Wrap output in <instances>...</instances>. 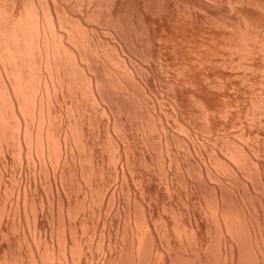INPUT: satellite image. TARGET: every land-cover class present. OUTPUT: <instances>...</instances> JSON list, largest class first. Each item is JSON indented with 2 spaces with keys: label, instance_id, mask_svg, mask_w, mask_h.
Instances as JSON below:
<instances>
[{
  "label": "bare ground",
  "instance_id": "6f19581e",
  "mask_svg": "<svg viewBox=\"0 0 264 264\" xmlns=\"http://www.w3.org/2000/svg\"><path fill=\"white\" fill-rule=\"evenodd\" d=\"M44 1L43 0L34 1V3L38 2L40 5L39 7L40 10H38V12L37 10H33V9H36V7H38L39 5L34 6L33 0H32L33 4L30 3L31 8L29 10L33 8L32 11L33 12L36 11L34 13V15L36 16L33 15L34 17L33 16L31 17L33 20L35 18V20L34 21L31 20L32 21L31 25H30L31 22L30 20H29L30 21L29 24L27 23V25H30L31 29L28 26L27 28H29V30H31L32 31L31 33L33 34L32 36H30L31 33L29 34V36L31 37V38L29 37L30 39L27 38L26 40L25 38L23 39L20 38L19 40L17 36L16 39L15 37L16 28L13 29L14 31L12 29L10 30L12 34L11 32L8 31H7L8 33L7 32L2 33V31L0 30V34L1 33L2 35L6 34L5 37H0L1 40L0 115L3 112V110L8 111L9 109V111L12 113L11 114L12 119L9 116L8 118L11 120L15 119L14 127L16 126L15 131L13 128L14 133L12 131L14 136L10 137L11 135H9V138H13V140L12 139L11 140L14 141L13 143L15 144L11 143L10 139H9L10 141H8L9 143L7 142L8 144L6 145L1 144L0 142V154L5 155L4 153L8 151L6 149L9 148L8 145L9 146L11 145V148L13 146V148L12 149L9 148V150L10 149L12 151L15 150L18 154V158L19 157L21 158V159L19 158L21 160V161L19 160L21 162L19 164L20 165L19 170L21 168L24 173L25 172L27 173L26 175H24L22 173V170H20V173L17 172L19 174L18 176L22 174L23 178L20 181L21 183L19 182L20 185L16 186L15 185V183L17 184L16 179L19 177L15 178L17 176V173L16 175H14L15 173L14 167L17 164V162L19 163V161L16 162L14 160V159H18L16 153L12 154L11 150L10 152H7L11 154V157L12 156L16 157V158L13 157V160L15 161L13 169L12 167L10 168V170L12 169L14 173L9 171L10 174L12 173L11 179L14 177L13 178L14 181L12 179L10 181L12 183L7 185L3 176L4 174H6L3 173L5 169L3 168L4 170L3 172L0 169L1 170L0 191L1 193H3L6 190L8 191L9 189L11 191L10 194L13 195L16 189L13 190L12 188L16 186L17 190H16V195L14 194L15 198L13 202L9 197L11 196L10 194H5V195H9L8 197L4 195L5 197L3 198L6 199H2V196H0V198L2 199L1 201L4 200V202L1 203L2 205L0 207V237L7 234L5 222H8L10 220L13 223L14 219L15 222L21 216H24L22 218H25L28 221V222L26 221L27 222L26 229L25 227H20L22 229L19 228L20 230H18V242L20 241L19 242L21 244L20 250L22 252H20L21 253L19 255L20 257L19 259H17L18 261L16 260L17 263L15 261V264H264L263 159H261L257 155L252 156L249 155L248 153H243L241 147L235 144V141L232 139L231 136L234 133L233 135H235L234 136L235 138L237 133H240L236 138L242 136V138L240 139H242V141L244 139L243 141L244 143L247 140H249L246 139L248 138V136L249 138L250 136H252L253 139L257 138L256 139L257 141L254 140L255 141L254 144L253 143L249 144V141L251 143L253 139L247 141V145L249 144L248 146L249 147L251 146L252 148L255 147L254 148L255 151L257 150L264 151V132H262L264 131L263 129L264 128L263 126L264 125V96H263L264 67L262 69L260 67L261 63L260 64L258 63V61H260V58H264V56L263 57L260 56L259 58L256 52L254 53L253 56L252 55L254 51L253 49H251L252 53L250 54L251 52L249 50L250 48L248 49V46H245L246 43L243 44L244 45L243 46L242 43H244V41H242L241 39L238 40L239 36L236 32L239 30L237 28H233L234 29L233 30L231 24L230 26L226 24L227 25L226 26L225 24H222L223 22H219L218 26H214L215 24H218V22L215 23V21H213L215 24L211 22L213 25L211 23L210 25H208L207 22H209V19L204 17V20L201 21L204 22L206 19V23L204 22V24L208 26L206 27L203 26L204 25L203 22L200 21V19L203 18H201V16L200 17L197 16L198 17L197 19L199 21L197 23H199V25L198 24L196 25L195 23H193L194 25H186L187 22L190 23L192 22L190 20H193L195 22V20H197L196 16H194L195 18L193 17L194 19H192L191 18L192 15L189 14V16L191 17L186 18L188 14L186 15L185 13L182 12L183 14L186 15L185 17V15L183 16V14L181 13L182 14L181 16L186 18V19L182 18V21L184 19V21L182 22L181 16H179L181 11L176 12L179 14V15L176 14L177 15L176 17L178 18L180 17V20L177 18V21L175 22L176 19L175 20L174 18L173 20L171 19L172 17H175L174 16L175 12L173 13V11L176 8L173 10L174 7L171 6L172 7L171 9V7L167 5V7L169 8L164 7L163 9L161 8L160 11L157 9L156 11L155 7L152 8L154 4H151L150 7L153 11H155V13L148 7L149 9L148 15L150 17L149 16L146 17H148L152 21L154 18L153 15H156L158 13L162 14L163 11L166 9L168 10L171 9L173 11H170L171 12L170 14V12L166 10V13L168 11V13L170 14V16L168 15V17L167 15L166 17H164L166 14L165 12H164V16L163 15L158 16L160 14L156 15L159 18L155 16L154 21H156L157 23L156 22H152V23L157 24V26L154 25V28L157 31V33L155 32V30L154 31L152 30L153 36L155 37L156 34L157 35L159 34L158 35L159 37L157 36L158 39L155 40L152 34L150 35L151 29L149 30V28H151V26L149 27L150 25L149 23L151 21L148 18L145 19L143 17V19L147 21L145 22L144 20L143 23L145 25L146 23L148 24L147 26L149 28L147 26L146 27L148 28L149 35L151 36L152 39L149 37L148 31H146V33L145 31L143 32L144 29L147 30L146 27L144 28L145 25L143 23H142L143 25L140 23L141 26H143L144 28L143 30H141V32H143V35L147 40L151 39L155 42H151V40H148L147 42V40L143 38L142 41H145L146 43H149L150 41L151 44L152 43L154 44L157 41L158 44L161 45L162 50H164L165 52L164 54L166 55L167 59H170V61L168 62L165 61L166 57L164 56L165 57L164 59L163 56L159 55V52L160 51L163 52V51L159 49L160 51L158 52L157 48L155 47L157 46L156 44H154L155 46L153 45L154 47L153 51L155 50L154 51L155 53L153 52V54L154 55L157 54L155 56V59L157 58L159 60V58L162 57L163 59L161 58L160 59L163 60L164 63L167 62L164 64L165 67L164 65L162 66L163 64L162 62L159 61L158 63L159 66H161V69L164 67L165 70L171 72L169 74L167 71L162 70L164 72H167V75L169 76L171 75L170 76L171 80L178 85L177 87L179 89L177 88L178 91H175L172 94H170L171 96L168 99L169 104L166 107L160 104V98L158 95H162V92L160 93V91L159 92L157 91L158 94L156 92L155 95L153 94L152 99L150 98L151 99L149 100L150 105L148 104L149 105L148 107L144 103L145 101H142L145 100L144 96H142L144 98L139 97L142 100L138 99L137 96H125L129 92L128 93L125 92L123 84L120 85L122 82L125 84L124 82L125 80L123 81L124 78L126 80H129V75L134 73L131 72L130 74L129 71L128 72L129 75L126 78L125 76H127L126 73L128 69L126 67L121 68V66H119L120 67L119 69H123V68L126 69L124 71L126 73H123L121 72L122 70L119 71L117 67V65L118 64L120 65L121 62L123 61L122 59L123 57L121 56V51L119 52L118 50H122L123 52V48L120 46L121 44H119L120 42L118 41H116V43L118 42L117 44H119L120 47L117 44H115L113 41L112 42L117 47H115V45L110 42L114 37L112 26L114 31H116V29L118 31L119 28H115L116 25L111 24L112 22H110L109 17L107 18V20L109 21L106 20L105 22L108 23L107 26H109L110 24L111 29L110 28L108 29L107 26L104 27L103 25L105 31L108 29L107 30L108 31L107 35L109 36L107 38L108 40L105 38L107 42L103 40L104 38H102L103 42L100 39L98 40L96 39V42L89 40V43L91 41L93 42V44L90 43L91 45H89L87 43L89 45L88 46L86 42L88 41L89 38L87 39V41H85V45L83 42L84 40L80 38V40H82L80 46L82 45L83 47H85V50H88L89 54L93 52L92 54L96 58L97 66L96 64L90 65L88 62H86L90 65V67H88L89 66L88 64H87L88 66L83 64L85 62L82 61H81L82 63L80 62L82 56L86 55L87 53L85 52L83 47L82 48L79 47L78 42L80 40L76 42L77 45L75 44L74 47L76 46L78 47H76L75 49L74 47L72 48L74 44L70 45L71 47L68 44L69 41L72 43L74 38L77 39L75 33L77 32V28L78 29L80 28L77 26L76 22H74L75 23L74 24L75 27H74V25L72 24L73 20H71L72 23L67 22V20L71 22L69 18L66 19L65 17L66 16L65 13L67 12L66 11L67 4H65L66 6L64 5L65 6L64 8L65 13H64L62 12V10H60L62 9V7L58 9L59 7L58 3H60V1L56 2V0H51L52 2L55 1V3H57L56 5L58 7L56 8L58 10L56 9V11H58L59 13L60 12L63 13V14L60 13V16L62 15L61 17L59 16L56 17V15L59 14H57V12L55 11L56 15L54 16L58 19V24L57 26H55L56 25L55 21L57 20L55 21L53 20L54 16L52 17L51 14L53 12L51 13L49 12L50 14H47L46 12V10L47 11L55 10V8L53 7L54 5H52V8L54 9L51 8L52 10L51 9L49 10V8L51 7L50 4L52 2L50 4H47L48 0H46L47 5L45 4L46 5L45 6L43 5ZM222 1L223 0H220L219 2L221 3ZM229 1L232 2L229 3L227 0H224V2H228L227 4L229 5H232V3L235 4L236 2L237 4L242 2L240 0H239L240 2L238 0L237 1L229 0ZM250 1L251 3H254L255 0L254 1L250 0ZM256 1L257 3L258 2L262 3V7H264L263 4L264 0H256ZM207 2L209 1L207 0ZM40 3L41 4L43 3L42 5L45 6L46 8L44 9V7H42ZM257 3L256 4L254 3V5L257 6L258 5ZM48 5L50 6L49 8ZM62 5L63 3L60 6ZM229 5L228 8L232 6L234 8V5L232 6ZM258 6H261V4ZM145 7L147 8V6ZM157 7L158 6H156V8ZM146 8L143 7V9L145 10ZM140 9L142 10V8ZM141 10L138 11L139 18H141L140 16L147 11L146 10L145 12L144 11L141 12ZM177 11L179 10L177 9ZM30 12L28 13L29 16L30 14L32 15V13ZM151 12H153V15L149 14ZM2 15L5 18L4 12L2 13ZM59 18L64 19V21L61 22L64 23L66 21L67 25L71 24L74 29L77 27L75 30L76 32L75 31L71 32L69 30L72 27L71 25H70L71 27L68 26L70 28L68 27L66 28V24L64 23L63 25L60 22ZM143 19L141 18V21ZM168 19H170L169 22L172 21L171 24L168 22ZM185 20L188 21L186 22ZM173 21L175 22L174 25H176L178 21H180V24L182 22L181 25H183L184 22L186 23H184L185 25L183 26L177 24L176 26L178 27H176L172 24ZM201 23L203 25H200ZM167 24H169L170 26L168 27ZM263 24H257V25H261L260 27H262ZM220 25H223L225 28L226 27L230 28V30L228 31L227 28L225 29L223 28V26ZM244 25L245 24H243V27H245V31L247 32L246 29L248 28H246L247 26ZM209 26H211V28H209ZM219 26L222 28L218 29ZM241 26L242 25H240L239 28L241 30H244V28ZM171 27L173 28V30ZM213 27H217V29ZM260 27L258 28L260 29ZM73 28L71 30H73ZM138 28H135L136 32H138L137 31ZM154 28L152 27V29ZM259 29L257 30L252 29L251 30L252 34L251 32H249V34L253 35V33L254 34L256 33L255 35L257 34L260 35L261 32L263 31L262 32L263 35L261 34V36H264V27H262V30L260 29L261 30L260 33L258 32ZM117 31L116 33H118L119 35L120 33ZM231 31H235V32L231 33ZM13 32L15 33L14 35ZM141 32L139 30V33ZM139 33L138 35H140ZM232 34L234 35V38L235 35L238 37L234 39ZM143 35L140 37H143ZM10 36L11 37L14 36L15 38L12 37L13 38L12 40ZM65 36L67 39L70 38V40L69 39L67 40L68 41L67 44L70 50L67 47ZM119 36L121 37V34ZM9 37L11 38V41H9ZM94 37L100 38V36H94ZM94 37L93 38L91 37V39H94ZM120 37L118 38L116 37L115 40L119 39L121 41ZM159 38L161 43H159L160 42ZM231 38L233 39V42ZM2 40H4V42L7 41L8 44L2 42ZM234 40H236V43L237 40L238 42L241 41L239 43L241 44L240 45L241 47L243 46V48L241 49V47H238L236 44L235 46H237L240 49L235 47ZM99 41L101 43L100 45H99ZM104 42L107 44L111 43V46L113 45L115 49L119 47V49L117 50L113 49V47L111 48L115 50L116 53L118 52L117 53L118 55L117 54L116 55L118 56V58L120 57L119 59L122 60L121 62L119 61V59H117V57L115 59L114 56H110V55H114L111 54L113 52H111L110 55L107 52H105V51L110 52L111 49L109 47H106V45L103 46L102 43L105 44ZM3 43L5 44L4 46ZM239 43L237 44L239 45ZM86 45L91 50L87 49L88 47ZM19 47L21 48V52L23 51V54H27L31 56L30 57L31 65L29 64L31 66L29 68L30 70L25 69L26 64L23 62L22 58H20L21 56L19 53L20 51ZM104 47H106L107 49L106 48H105L106 50L101 49ZM245 47H247L246 49L248 50L246 49L244 50ZM71 48L74 49V51L71 50ZM244 51L245 52L248 51L249 53L248 52L247 53L251 55V57L250 56L246 57L248 55ZM234 55L236 57V60L234 59L235 57H232ZM62 56L63 57L65 56L64 59L66 60V62H64L65 61L64 59H63L64 61H62ZM69 56L72 58H70ZM255 56L257 59L259 58V60H257ZM69 58L70 60L72 59L71 64ZM228 58H230L231 61H228L227 60ZM232 58L234 61L232 60ZM114 59L115 61L117 60V62L113 61ZM255 59L257 62L254 61ZM124 60H126V58ZM232 61L233 62L236 61V62L233 63ZM255 62L258 63V65H260L259 67L257 65L258 69L257 68L255 69L254 67V64H256ZM114 63H118V64L116 65ZM124 63H126V61H123L122 65ZM91 66H95V68L94 67L91 68ZM262 66H264V63L262 64ZM102 67L103 69L101 70ZM247 68H250V70L252 68L253 69L252 71H250ZM259 68L262 69L263 73L261 72V69L259 71ZM245 70L246 71L248 70L250 72L257 70L258 72L262 73L261 79L257 78L258 77L256 74L257 72L252 73L253 75L255 74L254 75L255 79L258 80L260 79L259 81L256 82V84H259L258 85L259 88L258 86H256V84L255 85L252 84L253 82L251 83L247 82V84L250 83L248 84V88L250 85L251 90L249 88V91H251L250 92L251 94L248 92V90H246L247 94L243 91V87L244 89L247 88V87L245 88L247 84L245 83V81L243 83V80L247 78L245 76L251 74L250 72L248 74V72H245ZM76 71L78 72L79 75L76 74ZM261 73H259L258 75L260 76ZM27 76L29 77L27 78ZM134 76L133 79H131L132 77L130 76L131 77L130 80L132 81L134 80L133 83L129 82L130 80L128 82L130 84H133L132 85L133 90L136 91L138 89L136 88L135 90V85L137 84L136 82H138L139 84L140 80L143 79L139 80V78L136 77L137 79L136 81ZM254 76L252 78L253 80H255ZM31 77H33V79ZM29 78L32 79V81L34 80L33 81L34 84L31 81L29 82ZM237 78H239V80H237ZM6 79H8V81H5ZM250 79L251 78H249V81ZM26 80H28L29 82L28 86L32 84V87L30 86L32 91H30V87H28L27 84L25 83ZM247 80L248 79H246V81ZM144 81L145 80H143V82ZM8 82L10 85L6 84ZM143 82L142 85L145 87L146 83L143 84ZM237 82L238 83L240 82L241 85L243 84V87L241 85L239 86L240 83L238 84ZM129 83H127V85ZM25 85L27 86V88H29L28 91L30 93L29 95H31V101H32V105L29 109V111L31 110L30 112L31 114L29 113L31 116L29 115L30 119L28 120L24 115L25 110L23 112L24 106L21 107V105H23L24 103H20L19 101L20 100L19 98H22L23 100L27 99L25 96H23V92L24 91L27 92ZM117 85H119L118 86L119 89H121L120 86H123V89L121 90L124 91L120 92L122 96L118 94V91L121 90L117 88ZM252 86L254 87L256 86L257 88L255 87V89H258V91L252 88ZM131 87L129 88L131 89ZM133 90H131V92L134 93ZM71 91L73 95H75L78 92H81L82 94L86 95L85 99H87L86 100L87 107L86 106L85 107L88 109L86 113L89 112V115L88 113L86 115H88L89 118H91V115L95 116L96 113L98 114V111L100 113L103 111L101 113L102 117L106 116L105 112L107 114L106 116L107 118L105 119V121H103L104 119L102 117L98 119V121L100 122L103 121L102 128L100 127V129L97 132L95 130L91 132L93 134H96V137H94L95 135L92 134L93 137L91 141L88 138L86 139L84 138L85 140L84 139L82 140L80 137L82 136L80 134L82 127L80 129V126L77 125V120L75 116H73L70 111L72 110V107L76 104L78 96H67ZM137 91L139 92L138 94L137 93L136 94L139 95L141 90L139 89ZM123 92H125L124 95L122 94ZM147 92L149 93V91ZM248 94L253 104L257 105V106L255 105L257 110L259 109L257 115L256 113L255 114L253 113V115H255V119L259 121L258 123L256 122L258 124L257 126L260 127V130L263 129L261 131L262 132L261 134L258 127L259 130L258 132H260L258 136L260 137H256L257 134H254L255 136L253 137L252 134L254 133V131L253 133H251L252 130L251 131L247 130V132H245L244 128H241V130L239 129L238 132L236 131L237 133L236 132L232 133L229 129L230 127L235 126L233 116L234 114H239L240 111L239 103L241 101H238L240 97L238 98L236 96H248ZM58 96L61 98V101H63V104L60 107V109L62 108L61 110L67 111L66 118L64 119L63 122H60L59 120L61 119L58 120V118L57 120L59 122L55 120L57 116L56 114H54L56 109L54 106H52V101L57 99ZM230 96H232V98L236 97L238 99L235 100V102H231V100L233 99ZM135 97H137L138 100ZM119 98L121 99V101L122 100L127 101V103L124 101L126 103L125 104L122 101L123 104H120ZM236 101H238L239 103H236ZM15 102H18L21 105H17ZM144 105L146 106V108H144L145 107ZM18 106L21 109L19 111L20 112L22 111V115L25 116L22 118V120L18 118L19 115L21 114L20 112L16 111V109H18L17 108ZM161 107H163L164 111H166V113L171 117L170 119L166 117ZM146 109L147 110L149 109L150 111L146 113ZM236 109L238 110L236 111ZM119 112L120 113L125 112V115L123 114L124 120L121 119V121L123 122L121 121L120 122L121 124H124V122H126L130 130L129 128L128 130L125 128V131L123 130L124 128L120 130V128L122 127H120L121 125L119 126L118 125L119 123H117V118H119L117 116L121 115ZM144 112L146 115L144 114ZM150 113H152L153 115H150ZM132 114H134L135 117H133ZM148 114L150 117L152 116L154 117L155 115L156 117L159 118L158 119L159 122L156 121L157 119L154 120L155 122H158L157 123L158 128L156 126L158 133H156L157 135L155 136H153L155 133L154 134L152 132L149 133L148 129L146 128L147 127L146 125H148V123H146V120L148 119ZM193 114H196L195 117L198 118V120L195 118L196 121L202 124L203 131L201 132L204 135L200 134L201 138L199 134L195 132L192 126L187 124L188 117L190 115L192 116ZM13 116L15 117L13 118ZM1 117L0 119H2L3 121L0 123H3L5 120L4 117L6 116L4 115V117L2 118ZM150 119H154V118H149L148 121H150ZM255 119L253 120V116H252V121L255 122L256 121ZM154 121L153 124L155 123ZM259 123L263 127L260 126ZM116 124L117 126H119L118 128L115 127ZM155 125L156 123L154 124V126ZM183 125L189 127L187 131L188 137L185 136L186 138H189L188 140L184 138L183 135L181 134L179 136V133L176 132L178 131L177 128L180 129V126ZM219 127L222 128V131L219 130L220 129ZM115 128H117L116 130L119 129L120 130V131L118 130L119 132H122L123 130L122 135L118 136L116 134ZM0 131L3 132L4 134V131H2L1 129ZM1 132H0V138L2 135ZM248 132L251 134H249ZM3 136L4 135H2V137ZM116 137H120V139ZM155 137L157 140L155 139ZM179 138L181 139V141L184 142L185 140L189 141L186 142L188 151H190L193 148H194L193 150L195 151V148H197L195 147L196 145L198 146L199 150L201 147L200 151L202 152H200L197 149L196 151H199L201 153V157L203 156L202 159L203 163L201 166L202 168L198 172L200 177L198 178V176H196L197 179L193 180V183L195 181L194 184L192 183V181H189L187 178H185L187 182V194L189 193L191 194L196 188L194 186H196L197 184L200 185L201 184L200 182H202V184L204 182L206 183V181H204L206 180L205 177H207L208 179V176L209 177L211 176V178L213 177L212 179H214L217 182L214 181L215 183L214 182L213 184L211 183V188H212L211 195L213 200L211 205L206 204V201L204 200L205 201L204 205L205 206L208 205L209 208L211 207L210 209L205 210L206 211L205 212L202 208L204 205H202V202L200 201L199 198L200 202L197 201L196 204L199 206L196 207L200 208V210L203 211L200 212L198 208H196L195 210L194 208L195 206L192 205H194L196 203V200L198 199L195 198L196 199L194 200L195 202H192L193 199L191 200V197L189 196L188 200L185 201L187 202V204L189 203L188 205L191 204L190 206L192 207L190 208L185 202L184 206L187 205L186 206L187 209L186 207L185 209L184 207L183 209H181L182 213L184 212L183 214L184 217L181 213L182 216L181 215L180 216L182 217V219L179 216V218L181 219L180 220L176 218L177 215L175 214L177 211L175 212L174 211L175 208L172 206L175 203L171 205L169 201L168 207L173 208V209L169 208V210H173L175 214L173 213V211L170 213V211L168 210L167 212L168 216L171 214V217L170 216L168 217V219L169 218L170 219L167 222L165 221L166 219L162 220L159 215H156L157 212L161 213L160 212L161 210L156 211L155 212L156 214L154 213L153 204L154 203L156 204V202H158L157 200L154 201L155 199L158 198V195H156L158 192L156 191L155 193V190H158L159 188L161 189L160 186L158 188L157 186H155L159 184L158 183L159 181L157 182V178H155L156 176L154 175H156L157 168H158L157 170H160L159 167H160V163L162 162L161 164L162 170L160 171L161 172L163 171L162 173H164L163 175H165L166 177L165 189L167 188L168 189V190L166 189L167 191H172L174 190L173 189L174 178L169 175V171H168L169 167L172 166L173 164L174 165L176 164V166L183 168V172L185 174H188L192 171L193 165L190 157H188L187 155L183 156L181 152H179L181 156L183 157L186 156L185 159L183 157L180 158V154L177 155L178 149L176 148L177 150L175 152L174 150L175 147H173L174 149H172L173 145L170 146L172 139H179ZM261 138L263 140H261ZM211 139H213L212 142L210 141ZM230 140L232 141L233 144L230 142ZM84 145L87 148L83 147ZM150 146L152 148L157 146L156 149L159 148V151L161 150L162 152L158 154L159 151L157 152V150L154 148L156 150L155 152L154 149L152 150V148H150V150H152V156H153L152 157L151 154H149L150 152H148L149 150L148 148ZM189 146L191 147L190 149ZM221 148H224L225 151L229 154V156H226L221 151ZM84 149L86 151H84ZM2 151L5 152L3 153ZM153 151L155 152V154ZM161 153H163L162 155L163 157L161 156ZM187 153L188 152H185V154ZM156 155L157 156L160 155V157L162 158L160 159H158L159 157L155 158ZM4 158L6 159V157ZM8 158H10V156ZM138 158L141 159L138 160ZM153 158L154 161L152 160ZM155 159L157 162L161 159L163 160L159 161L160 163H157ZM13 160H11L12 162L10 161L11 162L10 163L8 159H6V161L9 162L10 165L13 164ZM136 160L138 161L142 160L145 166H147L146 164L148 163H150V165L153 166L155 162L159 164V166L158 165H157L158 167L153 166L156 169L151 167L153 168L151 169V171L154 172L153 175V173H151L148 170L149 167L148 166H147L148 168L145 167L141 161H140L141 163L140 162L137 163L138 164L137 166ZM6 161H4L5 164ZM144 161H147L148 163ZM140 166H144L146 169ZM107 168L109 169V171L111 170L113 172L111 174H114L115 176V178H113L114 183L113 182L112 184L110 183L111 185L108 182L106 183L107 180L105 179V177L102 178V173L100 174L101 171H103L104 173L103 169H105V171H108ZM104 174L103 176H105ZM68 175L69 177L67 178ZM186 176L188 177L189 175ZM245 176H246L245 179H247L248 177L247 180L244 179ZM153 178L156 180L158 184L155 183ZM198 179H203V180L197 182L196 180ZM228 179H232L237 185V187L233 188L232 191L229 190L227 186ZM41 180H43L45 184L41 182ZM46 181H49L48 185H50V189L48 188L47 190L50 191L49 193L48 191L46 192L45 194L46 196H42V197L40 196L41 197L40 199L42 198L43 199L40 200L38 203L36 202L38 196L37 197L35 196L34 189L38 187L37 183L38 185L41 184L40 186L47 185ZM4 183H6L5 186L6 189L5 190L3 189L2 191L1 189L4 187ZM2 184L3 187H1ZM11 184H14L15 186ZM8 186L11 187L14 186V187L10 189ZM252 188L254 190L259 188L260 190V192L258 190L259 194H255L253 196V193L251 192ZM154 194L157 196V198L156 197L154 198L155 196ZM98 195H100V197H98ZM164 195L165 194H162V196ZM227 195H229L228 198L229 197L230 199L232 198V202L234 201L233 203L236 205V210L234 212L228 210L227 199H226ZM102 197H103V202H104V198L106 197L105 201L107 203L105 202V204L106 207L107 205H109V207L105 209L107 210L109 209L110 211L102 209V206L100 205V202L102 203V201H100ZM254 197H256L257 200H255L256 198L253 199ZM8 198L9 200H7ZM38 200L39 199H37V201ZM161 200L159 202H161ZM254 201L255 202L258 201V203L256 204ZM78 202L81 205V207L79 206L80 208L77 207ZM97 202H99V205L101 207L99 205H96ZM172 202L173 201H171V203ZM160 204L161 203H158V205ZM158 205L157 207L161 208V206ZM1 208L4 212L1 210ZM156 210H158V208ZM197 210L201 213V214L199 213V215L201 216H198V213H196L198 212ZM43 211L47 212L48 222H50V224L47 223L50 226V227L48 226L49 227L48 229L45 228L43 226V223H41L40 221V216L41 213H43ZM111 211L114 212L113 217H111L110 214L112 213ZM46 212H44V214H46ZM101 212H103V214ZM204 212L206 214L202 215V213ZM94 213L95 214L97 213V215L99 213L101 216L103 215L102 216L103 219L101 221V223L103 222L102 223L103 226L100 225L99 228L100 234L102 235L100 236L102 238L99 237V239L98 237H95V234L97 232L96 233L94 232L97 231L98 229L96 228V224H98L97 219H96L97 222L96 224L93 221L94 220L93 217L95 215ZM108 213L110 215H108ZM97 215L96 218L100 216ZM203 216L205 220L202 219ZM115 217H117V219ZM112 218H115L117 220V222H115L116 220L115 221L113 220V222L117 224H114L112 222ZM208 218H210L211 220L209 221ZM206 219L208 221H206ZM90 220H92V223L95 224L96 230L93 224L92 227H90L91 223L90 224L87 223V221L91 222ZM57 223H59L60 226L59 224L57 225ZM83 223L86 224L85 227H81L82 225H84ZM55 224L57 225V227L59 226V229H61L60 231H58L57 227L54 226ZM113 224H114V228L115 226H117L118 230L115 229L114 231V228L112 229ZM86 227L87 228L89 227V229L92 228V231L94 230L93 232L95 234L92 231L91 232L92 234H94V238H97L99 242L98 247L95 248V245H97L98 242L96 243L97 241L96 239L94 241V238L90 233V230L88 232L86 231L88 229L85 230ZM80 228L84 230L83 231L81 230L80 232V230H78ZM19 231L21 232L19 233ZM55 231H57V233ZM78 231L80 232L81 235L79 234ZM113 231L116 232L115 233L116 235L119 232L118 234H120L119 235L120 237L118 238L115 237L116 235L114 236ZM52 232L53 233L55 232L54 234L55 236H57L56 238L58 240V241L56 240L57 246L56 244L55 246H53L54 239H52V236L54 237V235L51 234ZM48 233L52 235V236L49 235L51 238L48 236ZM48 237L50 239H48ZM48 240H51L49 241L50 243L48 242ZM48 243L50 245L53 244L51 250L47 248ZM99 248L101 251H98ZM46 250L47 251L50 250L51 253H49L48 251L50 256ZM3 256H4L3 253L0 251V264H2L3 262L2 260H4Z\"/></svg>",
  "mask_w": 264,
  "mask_h": 264
},
{
  "label": "rangeland",
  "instance_id": "374dc122",
  "mask_svg": "<svg viewBox=\"0 0 264 264\" xmlns=\"http://www.w3.org/2000/svg\"><path fill=\"white\" fill-rule=\"evenodd\" d=\"M31 1V2H30ZM0 0V30L2 31V33L3 32H11L10 30L12 29H15V33H16V35H15V37L17 36L18 38H19V40H20V38L21 39H23V38H25L26 40H27V38H29L30 36H32L33 34L31 33L32 31L31 30H29V28H30V25H31V23H32V21L31 20H33L31 17L34 15V13L36 12H33L32 11V9L31 10H29L31 7V4H33L34 3V1H36V0H33V3H32V0ZM44 1V0H43ZM50 1V2H49ZM60 1V3L62 4L63 3V5L62 6H60L61 4L60 3H58V6L56 5L57 3H55V1H51V0H48V2L45 0L42 4L43 5H45L46 4V2H47V4H50L51 2V4H50V6L48 5V8H49V10L52 8V5H54L53 7L55 8V10H53V11H47L46 10V12H47V14H50L51 12H53V13H51L52 14V17L54 16V15H56V13H55V11H56V7H58V9H60L61 7H62V9H60V10H62V12H64L65 11V4H67V8H66V13H65V17H66V19L67 18H69L70 19V21L71 20H73V23H72V21L71 22H69V20H67V22L68 23H72L73 25L75 24L74 22H76V24H77V26L80 28V29H78L77 27V32L75 31L76 30V28L74 29L73 28V26L71 25V24H68L67 25V22L65 21L64 23L66 24V28L68 27V26H70L71 27V29L73 28V30H71V29H69L71 32L72 31H75V32H73V33H75V36L77 37V39L76 38H74V43H73V41H72V43L69 41V46L70 45H72V44H74L73 46H72V48L75 46V44H76V42H78V40H80V38H82V40H84L83 42H84V45H85V41H87V39H88V41L86 42V44L88 43L89 45H91V44H93V42H91L90 41V43H89V40H92V41H94V42H96V39L98 40V39H100V40H102V38H104L103 40L104 41H106L107 42V38L109 37L108 35H107V30L110 28L111 29V26H110V24H109V26H107L108 25V23L107 22H105L106 20H107V18L109 17V19H110V22H112L111 24L112 25H116V27L115 28H119V30L117 31V29H116V31L117 32H119L120 34H121V37L118 35V33H116V31H114L113 30V26H112V31H113V34H114V39L112 38V40L110 41L111 43H115V44H117L118 42H120L119 44H121L120 46L123 48V52H122V50H118L119 52L121 51V56L123 57L122 59H123V61H126V63H124L123 65H122V63H123V61L122 60H120L119 58H118V52L116 53V51L115 50H117V49H119V44H117L119 47L117 48V49H115V47H117L114 43V45H115V47L112 45L111 46V43L110 44H107V43H105V44H103L102 43V45L103 46H105L106 45V47H109L111 50H113V49H115V50H113V51H111L110 50V52H108V51H105V52H107L109 55H110V53L111 52H113V53H111V54H114V55H110V56H114L115 57V59H116V57H117V59H119V61L121 62V64L119 65L118 63H119V61H118V63H114V64H118L117 65V67H118V69L120 68L119 66H121V68L122 67H126L128 70H127V73L126 72H124L126 69L125 68H123V69H119V71H121V72H123V73H126V75L127 76H125L126 78L128 77V72L130 71V74H131V72L132 73H134V74H131V75H129V80H130V78L131 79H133V76L134 75H136V76H134V78L136 79V77L137 78H139V80L140 79H143V80H145L144 82H143V80H140V82H139V84H138V82H136L137 81V79H136V83H134V84H136L135 85V90H136V88H138L137 90H141L140 91V94L139 95H137L138 94V92L139 91H134L133 90V84H130L129 82H131V83H133V81L132 80H126L125 78L123 79V81L125 82V84L122 82L120 85H122L123 84V86H124V90H125V92H129L128 94H126L125 96H137L138 97V99H141V98H139V97H142V96H144V97H142V98H144L145 100H142V101H145L144 103L149 107V100H151L152 99V97H153V94L155 95L156 94V92L158 91H160V93L162 92V95H158L159 96V98H160V104L161 105H163L164 107H166L169 103H168V99H169V97L171 96L170 94H172L173 92H175V91H178L177 90V84L175 83V82H173L172 80H171V78H170V76L169 75H167V72L170 74L171 72L170 71H167V70H165V63H167L168 61H170V59H167V57H166V55L164 54L165 52H164V50H162V47H161V45H159L158 44V42L156 41V43H154V44H156L157 46H159V47H161V48H159V47H157V46H155L153 43L151 44V42H155V41H153V40H151L152 38H151V34H152V36H153V31L155 30V28H154V25H156L157 26V24H153L152 22H156V21H154V18H155V16L156 15H158V14H160V15H158V16H164V12L166 13V10H168V9H166V10H164L163 11V13L161 14V13H158V14H156V15H153V12L155 13V11H153L152 9H151V7H150V5L151 4H154V6H152V8L153 7H155V10L157 9V10H161V8L163 9L164 7H167V5L168 6H172V7H174L173 8V10H171L172 9V7H171V9H169L168 11L170 12V11H173V13L175 14H173L175 17H172V19L171 20H173V18H174V20H175V22L177 21V18L178 17H176L177 15L176 14H178V13H176V12H180V15L179 16H181L183 13H185L186 15L188 14V16L186 17V15L185 14H183V16L185 15V17L186 18H188V17H191V16H189V14L190 15H192V19H194L195 17L194 16H196V19L198 18L197 16H201V18H203V19H200V21L201 20H204V17H206L207 19H209V22H207L208 23V25H210V23L212 22L213 24H215L216 22H218V24H215L214 26H218L219 25V22H223L222 24H228L229 26H230V24H231V27H232V29L233 28H237L239 31H237L236 33L238 34V36H239V38H238V40L239 39H241L242 41H244V43H242V45L243 44H245V46H248V49L251 51V49H253L254 51H253V56H254V53L256 52V54H258L257 56L260 58V56H264V36H261V34L263 35V31L261 32V30H262V27H264L263 25V23H264V7H262V3H257V1L255 0H253L254 1V3L256 4H258V5H260L261 4V6H255L254 5V3H251V1L249 0V1H247V0H240V1H242V2H240L239 0V4H237V0L236 1H234V2H236L235 4H233L232 3V5H234V8H233V6L232 5H229V4H227L228 2L229 3H231L232 1H229V0H227L228 2H224V0L220 3L218 0H217V2H219V3H217L216 2V0H208L209 2H207V0H63V1H61V0H56V2H59ZM215 1V2H214ZM252 1V2H253ZM39 2V1H38ZM38 2H35L33 5L34 6H37V5H39V3ZM42 2V1H41ZM213 4H212V3ZM31 3V4H30ZM55 3V4H54ZM169 3V4H168ZM215 3V4H214ZM224 3H225V5L227 6H225L224 5ZM41 4V3H40ZM41 4V5H42ZM46 4V5H47ZM60 4V5H59ZM218 4H219V6H218ZM263 4H264V2H263ZM42 5V7H44V9L46 8L45 6H43ZM65 5V6H64ZM221 5V6H220ZM225 6V7H223V6ZM228 5L229 6H232V7H229L228 8ZM64 6V7H63ZM145 6H147V8L145 7ZM156 6H158L157 8H156ZM40 5L38 6V7H36V9H33V10H37V12H38V10H40ZM143 7L144 8H146V10L145 9H143ZM148 7H149V9H151L153 12H151V13H149V14H152L153 16H154V18H153V21L151 20V19H149L148 17H146V16H149L148 15V11H149V9H148ZM259 7H261V8H259ZM38 8V9H37ZM54 8H52V9H54ZM140 8H142V10L140 9ZM167 8H169V7H167ZM51 9V10H52ZM57 9V10H58ZM177 9L179 10V11H177ZM139 10H141V12L142 11H146L143 15H141L140 17L143 19V17L146 19V18H148L151 22L149 23L150 25H149V27L151 26V28H149L147 25V23H146V25L143 23L144 22V20L145 19H143L142 21H141V18H139V15H138V11ZM150 10V11H151ZM156 10V11H157ZM30 11H32V12H30V13H32V15L30 14V16H29V12ZM168 11H167V13L165 14V16L164 17H166V15H167V17H168V15L170 16V14H171V12H170V14L168 13ZM5 13V18L3 17V15H2V13ZM50 12V13H49ZM57 12V14H59V15H56V17H61L60 16V13H62V12H58V11H56ZM141 12H139V13H141ZM162 12V11H161ZM183 12V13H182ZM55 13V14H54ZM182 13V14H181ZM37 14V13H36ZM63 14V13H62ZM147 14V15H146ZM34 16H36V15H34ZM33 16V17H34ZM64 16V15H63ZM158 16H156V17H158ZM55 16L53 17V20L55 21V20H57V21H55L56 23V25L55 26H57V24H58V19L56 18ZM150 17V16H149ZM170 17V18H171ZM185 17H182L181 16V21H182V18H185ZM194 17V18H193ZM31 18V19H30ZM54 18H56V19H54ZM159 18V17H158ZM185 18V19H186ZM191 18H189V19H191ZM60 19V22L61 21H64V19H62V18H59ZM62 19V20H61ZM65 19V20H66ZM147 19V20H148ZM179 20H180V17L178 18ZM188 19V20H189ZM31 22H30V21ZM34 20H35V18H34ZM33 20V21H34ZM156 20H157V18H156ZM188 20H185L186 22L188 21ZM210 20H212V21H210ZM107 21H109V20H107ZM170 21V19H168V22ZM183 21H184V19H183ZM182 21V22H183ZM190 21H192L191 23L190 22H184V23H186V25H194L193 23H195L196 25L198 24L199 25V23H197V22H199L198 21V19L197 20H195V22L193 21V20H190ZM208 21V20H207ZM213 21H215V23L213 22ZM29 22H30V25H27V23L29 24ZM105 22V23H104ZM109 22V23H110ZM145 22H147L146 20H145ZM172 22V21H171ZM171 22H169L170 24H171ZM174 21H173V25H174V23H175ZM179 22V23H178ZM177 22V24H180V21H178ZM182 22H181V24H182ZM201 22H203V21H201ZM205 23H206V19H205V21H204ZM204 22H203V24H204ZM63 25H64V23L63 22H61ZM104 23V24H103ZM107 23V24H106ZM115 23V24H114ZM143 23L145 26H144V28L147 26L148 28H149V30L151 29V32H150V35H149V31H148V28L146 27V29L147 30H145L144 28H143V26H141V24ZM157 23V22H156ZM183 23V25H185ZM189 23V24H188ZM211 23V24H212ZM142 24V25H143ZM151 24H153V25H151ZM176 24V25H177ZM180 24V25H181ZM202 23L200 24V25H203ZM212 24V25H213ZM221 24V23H220ZM232 24H233V26H232ZM243 24H245L247 27L246 28H248L249 30L252 28V29H259L258 27H260L261 25H257V24H263L262 25V27H260V31L258 30V32L260 33L261 32V34L260 35H255L254 33H253V35H251L252 34V32H251V30L249 31L248 29H246L247 30V32L245 31V27H243ZM103 25H104V27L105 26H107V30L105 31L104 29V27H103ZM176 25H174V26H176ZM179 25V26H180ZM183 25H181V26H183ZM211 25V26H212ZM240 25H242L241 27H243L244 28V30H241L239 27H240ZM244 25V26H245ZM27 26L29 27V28H27ZM141 26V27H140ZM167 26L169 27L170 25L169 24H167ZM174 26H172V27H174ZM203 26H206V27H208L206 24H204ZM211 26H209V28H211ZM220 26H223V25H220ZM219 26V28L218 29H220V28H222V27H220ZM227 26V25H226ZM235 26V27H234ZM258 26V27H257ZM12 27H14V28H12ZM70 27H68V28H70ZM74 27H75V25H74ZM139 27V28H138ZM152 27L154 28V29H152ZM171 27V28H172ZM176 27H178V26H176ZM175 27V28H176ZM255 27V28H254ZM257 27V28H256ZM114 28V29H115ZM135 28H138V32H136V29ZM142 28V29H141ZM213 28H216L217 29V27H213ZM223 28H225L224 26H223ZM227 28V27H226ZM225 28V29H226ZM242 28V29H243ZM31 29V28H30ZM144 29V30H143ZM156 29H157V27H156ZM228 29V31L230 30V28H227ZM231 29V30H232ZM139 30H140V32H141V30H143V32L145 31V33H146V31H148V35H149V37L151 38V39H148V40H151V42L149 41V43H146L145 41H142L143 39H145V40H147L145 37H144V35H143V32H141L142 33V35H143V37H140V36H142L141 35V33H139ZM153 30V31H152ZM172 30H173V28H172ZM234 30V29H233ZM256 30H255V32H256ZM14 31V30H13ZM7 32V33H8ZM34 32V31H33ZM155 32L157 33V31L155 30ZM232 32H235V31H231V33ZM249 32H251V34H249ZM2 33L0 34L1 36L0 37H5L6 36V34H3L2 35ZM14 32H13V35L15 34ZM31 33V34H30ZM138 33L140 34V35H138ZM155 33V34H156ZM162 33V32H161ZM164 33V32H163ZM11 34H12V32H11ZM29 34H30V36H29ZM65 34V33H64ZM96 34V35H95ZM154 34V35H155ZM9 35V34H8ZM116 35V36H115ZM159 35V34H158ZM157 34L155 35V37H157L158 36ZM233 35V34H232ZM64 36V35H63ZM94 36H100V38L99 37H94ZM146 36V35H145ZM238 36H236L235 35V38L236 37H238ZM8 37V36H7ZM11 37V36H10ZM9 37V41H11V38L13 37V38H15L14 36H12L11 38ZM17 37H16V39H17ZM91 37L93 38L94 37V39H91ZM116 37L118 38V37H120V39H121V41L118 39V40H115L116 39ZM147 37V36H146ZM154 37V36H153ZM154 37V40L155 39H158V37L157 38H155ZM13 38H12V40H13ZM31 38V37H30ZM29 38V39H30ZM107 40H106V39ZM143 38V39H142ZM233 38H234V35H233ZM234 38V39H235ZM3 39V38H2ZM6 39V38H5ZM4 39V40H5ZM8 39V38H7ZM24 39V40H25ZM69 40H70V38H68ZM67 38H66V36H65V40H66V44H67V40H68ZM111 39V38H110ZM232 39V38H231ZM4 40H2V42H4ZM15 40V39H14ZM82 40H80L78 43H79V47L80 48H82L83 46L81 45L80 46V43H82L81 41ZM103 40H102V42H103ZM115 40V41H114ZM148 40H147V42H148ZM238 40H237V43H239V42H241V41H239L238 42ZM23 41V40H22ZM113 41V42H112ZM116 41H118L117 43H116ZM159 41H160V38H159ZM232 42H233V39H232ZM0 43H1V40H0ZM4 43H6V44H8L7 43V41H5ZM3 43V46L5 45ZM159 43H161V41L159 42ZM236 43V40H234V46H235V44L238 46V47H241L240 45V43H239V45ZM68 44H67V47H68ZM87 44V45H88ZM101 43H100V41H99V45H100ZM24 45V44H23ZM77 45V44H76ZM86 45V46H87ZM88 45V46H89ZM153 45L157 48V50H158V52L160 51L159 49H161L163 52H161V54H160V52H159V55H161V56H165L166 57V59H165V57H164V59H165V61H167V62H165L164 63V61L163 60H161V59H163L162 57H160L159 58V60L157 61L156 59H155V56L157 55H154L153 54V52L155 51H153V49H154V47H153ZM87 46V47H88ZM237 46H235V47H237ZM244 46V45H243ZM243 46L241 47V49L243 48ZM71 47V46H70ZM76 47H78V46H76ZM76 47H74V49L76 48ZM86 47V48H87ZM92 47V46H91ZM100 47H102V46H100ZM106 47H104V48H101V49H105ZM111 47H113V49L111 48ZM234 47V48H235ZM237 47V48H238ZM20 48V47H19ZM69 48V47H68ZM71 48V50H73L74 51V49H72ZM84 48V50H85V47H83ZM109 48H108V50H109ZM155 48V49H156ZM247 47H245L244 48V50L246 49ZM87 49H90L89 47L87 48ZM107 49V48H106ZM105 49V50H106ZM121 49V48H120ZM238 49H240V48H238ZM248 49H246V50H248ZM69 50H70V48H69ZM91 50V49H90ZM90 50H89V52H90ZM72 51V52H73ZM114 51H115V53H114ZM240 51V50H239ZM85 52H87L88 53V50H85ZM92 52V51H91ZM245 52V51H244ZM248 51H246L245 53L248 55V56H246V57H251V55H249L248 53H247ZM19 53H20V58H22V60H23V62L26 64V68L25 69H29L31 66V64H30V57L31 56H29V55H27V54H23V51L21 52V48H20V51H19ZM69 53V52H68ZM86 53V55H83L82 56V58L80 59V62L82 61V62H85V63H83V64H85V65H87L88 63L90 64V65H95L97 62H96V58L94 57V55L92 54H87ZM155 53V52H154ZM157 53V52H156ZM252 53V51L250 52V54ZM63 54V53H62ZM82 54H85V53H82ZM117 54V55H116ZM245 54V55H246ZM31 55V54H30ZM120 55V54H119ZM33 56V55H32ZM68 57V56H67ZM66 57V58H67ZM70 57V56H69ZM126 58V60H124L125 58ZM157 57H159V56H157ZM232 57H235V55L234 56H232ZM65 56L63 57L62 56V61H64L65 59ZM70 58H72V57H70ZM70 58H69V61H70V64H71V61H72V59L70 60ZM254 58V57H253ZM255 58H256V56H255ZM259 58L257 59V60H259ZM64 59V60H63ZM68 59V58H67ZM112 59H113V57H112ZM115 59L113 60V61H115ZM235 60H236V57L234 58ZM256 59L254 60V61H256ZM228 61H231L230 60V58H228L227 59ZM232 60H233V58H232ZM162 62L163 64H162V66L164 65V67L161 69V66H159V63L158 62ZM234 61V60H233ZM232 61V62H233ZM64 62H66V60L64 61ZM68 62V61H67ZM81 62V63H82ZM86 62H88V63H86ZM115 62H117V60L115 61ZM236 62V61H235ZM235 62H233V63H235ZM257 62V61H256ZM255 62V63H256ZM73 63V62H72ZM113 63V62H112ZM228 63V62H227ZM231 63V62H230ZM258 63L261 65H258ZM258 63H256V64H254V67H255V69L257 68V65H258V67L260 66L262 69H263V67L264 66H262V64L264 63V58H260V61H258ZM30 64V65H29ZM88 64V65H89ZM114 64H113V66H114ZM232 64V63H231ZM73 65V64H72ZM87 65V66H88ZM90 65L88 66V67H90ZM235 65V64H234ZM256 65V66H255ZM29 66V67H28ZM96 66H97V64H96ZM28 67V68H27ZM73 67V66H72ZM92 67H94L95 68V66H91V68ZM252 67H253V65H252ZM93 68V69H94ZM261 68H259V71H260V69ZM90 69V68H89ZM103 69V67L101 68V70ZM248 70H250V68H247ZM253 69V68H252ZM252 69L250 70V71H252ZM258 69V68H257ZM262 69H261V72H262ZM30 70V69H29ZM28 70V71H29ZM162 70H165V71H167V72H164V71H162ZM246 71L245 70V72H248V74H249V72L250 71ZM92 71V70H91ZM27 72V71H26ZM253 72H257L256 74H257V78H260L261 79V75H262V73L264 72H258L257 70H255V71H253ZM253 72H250L251 74L253 73ZM259 73H261L260 74V76L258 75ZM76 74H78V72L76 71ZM248 75V76H245V77H247L246 79H248L247 81H246V79H241V80H243V83H244V81H245V83L247 84V82H253L252 84H256V82L257 81H259L258 79H255V74L253 75L254 76V79L256 80H253L252 78H253V76L252 75ZM79 75V74H78ZM124 75V74H123ZM133 75V76H132ZM247 75V74H246ZM264 75V74H263ZM131 76V77H130ZM250 76V77H249ZM252 76V77H251ZM29 76H27V78H28ZM82 77V76H81ZM32 79H33V77H31ZM79 78V77H78ZM249 78H251L250 79V81H249ZM25 79H26V77H25ZM32 79H30L29 78V82L31 81V82H33L32 81ZM80 79V78H79ZM138 80V81H139ZM237 80H239V78H237ZM251 80H253V81H251ZM5 81H8V79H6ZM129 81V82H128ZM254 81H255V83H254ZM29 82H28V80H26V84H27V86H28V84H29ZM142 82H143V84L144 83H146L145 84V87L142 85ZM241 82V81H240ZM239 82V83H240ZM127 83H129L128 85H127ZM141 83V84H140ZM238 83V82H237ZM238 83V84H239ZM242 83V82H241ZM241 83L239 84V86L241 85ZM250 83H248V84H250ZM259 83V82H258ZM6 84H8V85H10L9 84V82L8 83H6ZM33 84H34V82H33ZM245 84V85H246ZM248 84L245 86V88L246 89H244V87H243V84L241 85L242 87H243V91L247 94V91L246 90H248V92L250 93L251 91H249V88L251 87L250 85H249V88H248ZM251 84V85H252ZM7 85V86H8ZM146 85H147V88H146ZM259 84H256V86H258ZM26 86V85H25ZM27 86L25 87L26 89H27V92H23V96H25L27 99H25V100H23L22 98H19L20 100V103H24L23 105H21V104H19L18 102H15L17 105H21V107H23L24 106V109H23V112H24V110H25V116H26V118H27V120L28 119H30V112H31V110L29 111V109H30V107H31V105H32V101H31V95H29L30 93H29V91H28V89L29 88H27ZM30 86L32 87V84H30ZM30 86H28V87H30ZM80 86V85H79ZM118 86L119 85H117V88H118ZM123 86H120L121 87V89H123ZM132 86V87H131ZM137 86V87H136ZM255 86V87H256ZM31 87H30V91H32V89H31ZM129 87H131V89L129 88ZM255 87L254 86H252V88H254L255 89ZM126 88V89H125ZM128 88V89H127ZM241 88V87H240ZM257 88V87H256ZM258 88H259V86H258ZM119 89V88H118ZM117 89V90H118ZM121 89H119V90H121ZM148 89V90H147ZM179 89V88H178ZM242 89V88H241ZM124 90H121V91H118V94H120L121 95V93L120 92H122V91H124ZM127 90V91H126ZM130 90V91H129ZM131 90H133L134 91V93L133 92H131ZM250 90H251V88H250ZM255 90H257L258 91V89H255ZM147 91H149V93L147 92ZM125 92H123L122 94L124 95V93ZM130 92H131V94H130ZM158 92H157V94H158ZM28 93V94H27ZM32 93V92H31ZM79 93V94H78ZM78 93H76L75 95H73L72 94V91L67 95V96H78L77 97V101H76V104L72 107V110H70L71 111V113H72V115L73 116H75V118H76V120H77V125L78 126H80V129H81V127H82V129H81V131H80V134L82 135V136H80L81 137V139L83 140L84 138L86 139V138H88L90 141L92 140V137H93V135H95L94 137H96V134H93V133H91L93 130H95L96 132L100 129V127L102 128V124H103V121H105V119L107 118L106 116H107V114H106V112H105V115L106 116H103L102 117V115H101V113L103 112H99L98 111V114L96 113V115L95 116H93V115H91V118H89V112H87L88 113V115H86L87 113H86V111H88V109L86 108L87 107V105H86V100L87 99H85V96L86 95H84V94H82L81 92H78ZM137 93V94H136ZM251 94V93H250ZM29 95V96H28ZM19 96V95H18ZM122 96V95H121ZM158 96H156V97H158ZM263 96H264V94H263ZM20 97V96H19ZM137 97H135L136 99H137ZM155 97V96H154ZM187 97V96H186ZM231 98H232V96H230ZM236 97H240L239 98V100L238 101H241L240 103L238 102V101H236V103H239L240 104V111H239V114H234V116H233V120H234V123H235V126L234 127H230L229 129H230V131L233 133V132H238V130L240 129L241 130V128H244V131L245 132H247V130H252L251 131V133H253V131H254V133L252 134L253 135V137L255 136L254 134H257L256 135V137H260V136H258V134H260V132L264 129H261L260 130V127L259 126H257L258 124V120H256L255 119V115H253V113L255 114L256 113V115H257V112H258V110H257V108L255 107V105L253 104V102H252V100H251V98H250V96H249V94H248V96H236ZM236 97H233L232 99L233 100H231V102H235V100H237L238 98H236ZM151 98V99H150ZM158 98V99H159ZM230 98V99H231ZM120 99V98H119ZM135 99V100H136ZM137 99V100H138ZM16 100V99H15ZM24 101V102H22V101ZM140 100V101H141ZM17 101H18V99H17ZM123 101V100H122ZM121 101V99L119 100V102H120V104H123V102L125 101H123L122 102ZM141 101V102H142ZM146 101H147V103H146ZM126 103H127V101H125ZM124 102V103H125ZM125 103V104H126ZM144 103H142V104H144ZM4 104V103H3ZM62 104H63V101H61V98L58 96V98L57 99H55V100H53L52 101V106H54L55 107V113L54 114H56L55 116H56V118H55V120L56 121H58L59 119H63L62 121L61 120H59L60 122H63L64 121V119L66 118V114H67V111H65V110H61L60 109V107L62 106ZM149 104V105H148ZM238 104V105H239ZM16 105V106H17ZM86 106V107H85ZM145 106V105H144ZM257 106V105H256ZM18 109H16V111H18V112H20L19 110H21L20 108H19V106L17 107ZM86 108V109H85ZM144 108H146V106L144 107ZM142 109H143V106H142ZM150 109V108H149ZM147 110L146 109V113H148V111H150V110ZM161 109H162V111H163V113L166 115V117L167 118H171L167 113H166V111H164V109H163V107H161ZM145 110V109H144ZM143 110V111H144ZM238 109H236V111H237ZM8 111H9V109H8ZM8 111L7 110H3V112L1 113V115H0V117L2 116V117H4V115L6 116V117H4L5 118V120H4V122L3 123H0V129L2 130V131H4V134H3V132H1V134L2 135H4L3 137H2V135H1V138H3V139H1V144H8L9 142L8 141H10L11 139L13 140V138H9V135H11L10 137H12V136H14V131H15V128H16V126L14 127V125H15V119H13V120H11L12 119V113L9 111V114H8ZM57 111V112H56ZM118 111V110H117ZM123 111V110H122ZM256 111V112H255ZM120 112H121V110H120ZM119 112V113H120ZM152 112V111H151ZM4 113V114H3ZM21 113V114H20ZM20 113H18V114H20L19 115V117L18 118H20L21 120H22V118L23 117H25L24 115H22V111L20 112ZM30 113V114H29ZM119 113H118V115H119ZM17 114V113H16ZM121 115H125V112L124 113H120ZM144 114H145V112H144ZM22 115V116H21ZM30 115V116H29ZM120 115V116H121ZM124 115L123 116H117V117H119V118H117V123H119L118 125L120 126V127H122V128H120V130L121 129H123L124 131H125V128L128 130V125L126 124V122H124V124H121V122H123V121H121V119H123L124 120ZM146 115V114H145ZM150 115H153L152 113H150ZM193 115H194V117H193ZM191 117L189 116L188 117V119H187V121H188V125H191L192 126V128L195 130V132L196 133H198L199 134V136H200V134H203L201 131H203V127H202V124H200L198 121H196V119L198 120V118L197 117H195L196 116V114H193ZM8 116L9 117H11V119H9L8 118ZM88 116V117H87ZM132 116L133 117H135L134 116V114H132ZM252 116H253V120L255 119L256 121L254 122V121H252ZM1 117V118H2ZM15 116H13V118H14ZM103 118L104 120L102 121V122H100V121H98V119H100V118ZM137 117V116H136ZM144 117V116H143ZM250 117V118H249ZM3 118V119H4ZM57 118H58V120H57ZM97 118V119H96ZM145 118V117H144ZM149 118H154V119H150V121H148L149 120ZM196 118V119H195ZM118 119H119V122H118ZM146 119V118H145ZM157 119V120H156ZM158 117H156L155 115H154V117L152 116V117H150L149 116V114H148V119L146 120V123H148V125H146L147 127V129H148V132L150 133V132H152L153 134V136H155V135H157L156 133H158L157 131V129H156V126H157V128H158V125H157V123L159 122L158 121ZM251 119V120H250ZM102 120V119H101ZM154 120H156V121H158V122H155L156 123V125L154 126V124H153V121ZM3 120L2 119H0V122H2ZM58 121V122H59ZM121 121V122H120ZM257 122V123H256ZM145 123V124H146ZM263 123V122H262ZM260 124V123H259ZM119 126H117V124H116V126L115 127H119ZM260 126H262L261 124H260ZM264 126V125H263ZM262 126V127H263ZM217 127V126H216ZM258 127H259V130H260V132H258L259 130H258ZM261 127V128H262ZM13 128H14V131H13ZM117 128H115V131H116V134L118 135V136H120V135H122V133H123V130H122V132H119L118 130H116ZM188 126H180V129H178L177 128V130L178 131H176V132H178L179 133V136H180V134L181 135H183V137L184 138H186V137H188ZM220 128V127H219ZM257 128V129H256ZM202 129V130H201ZM228 129V130H229ZM255 129H256V131H255ZM129 130H130V128H129ZM220 131H222V128H220L219 129ZM12 131H13V133H12ZM114 131V132H115ZM132 131V130H131ZM83 132V133H82ZM201 132V133H200ZM236 132V133H237ZM240 132V131H239ZM256 132H258V133H256ZM262 132H264V131H262ZM262 132H261V134H262ZM119 133H121V134H119ZM177 133V134H178ZM235 133V134H236ZM249 133V132H248ZM248 133H246V134H248ZM251 133H249V134H251ZM93 134V135H92ZM234 134V133H233ZM231 135L232 136V139L235 141V144L236 145H239L240 147H241V150L243 151V153H248L249 155H252V156H254V155H257L258 157H260L261 159H263V164H264V151L262 152V151H255V147L254 148H252L251 146L249 147L248 145L249 144H254L255 143V141H257L255 138L253 139L252 138V136H250V138H249V136H248V138H246V139H249V140H252L253 139V141L250 143V141L249 140H247V141H249V144L247 145V141L244 143L243 141H244V139H243V141H242V139H240V138H242V136H240L239 138H236L240 133H237V135H236V137L234 138V136L235 135ZM116 135V136H117ZM204 135V134H203ZM178 136V135H177ZM186 136V137H185ZM203 137V136H202ZM116 138H119L120 139V137H116ZM122 138V137H121ZM177 138V137H176ZM200 138H201V136H200ZM10 139V140H9ZM84 139V140H85ZM155 139H156V137H155ZM180 139V138H179ZM179 139H172V141H171V145L170 146H172V149H174L173 147H175V152H176V150L178 149V153H177V155L178 154H180L179 152H181V154L184 156V155H187L188 157H190V159H191V162H192V171L190 172V173H188V174H185L184 172H183V168L182 167H178V166H176V164L174 165H172V166H170L169 167V169H168V171H169V175L171 176V177H173L174 178V190H172V191H167L166 189H165V184H166V177H165V175H163L164 173H162L160 170H162L161 169V164H162V162L160 163L159 161H162L163 159H161V160H159L158 162L156 161V159H155V161L157 162V163H160V167H159V169L160 170H157L156 168H154L153 166H159V164H157L156 162V164L154 163V162H152V163H154V165L153 166H151L150 165V163H148L147 161H144V162H147L148 164H146L147 166H145V164L142 162V160H140L141 162H142V164H144V166L145 167H147L148 168V170L151 172V173H153V175H154V172H152L151 171V169H156V175H154V176H156L155 178H157V182L159 183H157L156 182V180L154 179V181H155V183L156 184H158V185H155V186H157V188L160 186L161 187V189L159 190H155V193H156V191L158 192L156 195H158V198H157V196L155 195L154 196V198L156 197L157 199H153L154 201H158V202H156V204L158 205V203H161L160 205H158V206H161V208H159V207H157V205L154 203L153 205H154V213L156 212V211H160L161 213H159V212H157V214L156 215H159L160 217H161V219L162 220H164V219H166L165 221H169V219H168V217L170 216L171 217V214L168 216V210H169V208H172V207H168L169 206V204H168V202L172 205L173 203H175L174 205H172L175 209H174V211L176 212V214L174 213V211L173 210H169L170 211V213L173 211V213L175 214V215H177L176 216V218H178V219H182V215L184 214V212L182 213V210L181 209H183V207H184V209H185V207L189 204H187V200H188V198H189V196L191 197V200L193 199V201L192 202H195L194 200H196V199H198V200H196V203L194 204V205H192V206H195L194 208H195V210H196V208H198V207H196V206H199V205H196L197 204V201H199V198H200V201L202 202V205H204L205 204V201H206V204H210L211 205V203H212V195H211V193H212V188H211V183L213 184V182L215 181L214 179H212L211 178V176L209 177L208 176V179H207V177H205V179L206 180H204V181H206V183L204 184V186H203V184H202V182H200L201 184H202V186H201V184L199 185V184H197L196 186H194V187H196L195 189H194V191L190 194H187V182H186V179L185 178H187L189 181H192V183H193V180L194 179H197V177L196 176H198V178L200 177V175L198 174V172H199V170H201V166H202V163H203V156L201 157V153L200 152H202V151H200L201 150V147H200V150L198 149V146L196 145L195 147H197V148H195V151L193 150V149H191L190 151H188L187 150V143L186 142H189V141H187L189 138H186L187 140H185V142L184 141H181V139L179 140ZM239 139V140H238ZM259 139V138H258ZM10 141L11 143H13L14 141ZM157 140V139H156ZM182 140H184V139H182ZM212 140L213 139H211L210 141L212 142ZM261 140H263L262 138H261ZM8 142V143H7ZM230 142L232 143V141L230 140ZM10 143V144H11ZM197 143V142H196ZM13 144H15V143H13ZM198 144V143H197ZM233 144V143H232ZM231 145V144H230ZM201 146V145H200ZM232 146V145H231ZM8 147L9 148H11V145L9 146L8 145ZM83 147H86L85 145L83 146ZM113 147V146H112ZM156 147L157 146H155V147H149L148 149V152H150L149 154H151V156H152V150L155 148L156 149ZM9 148L8 149H6V150H8L7 152H10V150L13 148V146H12V148L9 150ZM87 148V147H86ZM85 148V149H86ZM115 148V147H114ZM150 148H152V150H150ZM177 148V149H176ZM191 147L189 146V149H190ZM84 149V151H86ZM154 149V150H155ZM196 149L197 150H199V151H196ZM5 150V151H6ZM157 150V152L159 151V148L158 149H156ZM156 150H155V152H156ZM187 150V151H186ZM4 151V152H5ZM12 151V150H11ZM221 151L226 155V156H229V154L225 151V149L224 148H221ZM3 152V151H2ZM3 152V153H4ZM4 153L5 155H3V154H0V169L2 170V172L4 171L3 170V168L5 169V171L3 172V173H6V174H4L3 175V173H2V175L4 176V179H5V181H6V183H7V185L8 184H10V183H12V182H10L12 179H11V177H12V173H14L13 171H12V169H13V166H14V164H15V161L17 162V161H19L20 159L18 158V154H17V152L14 150V151H12L11 153L13 154V153H16L17 154V158L18 159H14L13 160V157H15V156H12L11 157V154L10 153ZM154 152V151H153ZM155 152H154V154H155ZM160 152H162L161 150L158 152V154L160 153ZM185 152H188L187 154H185ZM189 152H190V154H189ZM8 154V155H7ZM10 154V155H9ZM16 154H14V155H16ZM157 154V153H156ZM181 154H180V158L181 157H183V156H181ZM189 154V155H188ZM9 157L10 156V158H12V159H10V158H8L7 156ZM163 155V153H161V156ZM203 155V154H202ZM4 157H6V159H8V161L10 162L11 160H13V164L12 165H10L9 164V162H7L6 161V159L4 158ZM153 157V156H152ZM155 157V156H154ZM159 157V158H158ZM163 157V156H162ZM162 157H160V155H156V157L155 158H158V159H160V158H162ZM179 157V156H178ZM16 158V157H15ZM184 159L186 158V156L185 157H183ZM182 158V159H183ZM139 159H141V158H138V160ZM157 159V160H158ZM138 160H136V165L138 166V162H140V161H138ZM153 161H154V158L152 159ZM202 160V161H201ZM4 161H6V164H5V162ZM21 161V160H20ZM19 161V163L17 162V164L15 165V167H17V168H15L14 167V171H15V173H14V175H16V173L17 172H19L20 173V170H22L21 168H20V170H19V164L21 163ZM12 162V161H11ZM10 162V163H11ZM140 162V163H141ZM140 163H139V165H140ZM173 163V162H172ZM175 163V162H174ZM9 164V165H8ZM144 166H140V167H144ZM157 166V167H158ZM12 167V169L10 170V168ZM144 167V168H145ZM151 167H153V168H151ZM106 169V168H105ZM105 169H103L104 170V173H103V171H101L100 172V174L102 173V178H104L105 177V179L107 180L106 181V183L108 182L109 184L111 183L112 184V182L114 183V181H113V178H115V176H114V174H111V173H113L111 170V172L109 171V169L107 168V170L108 171H105ZM146 169V168H145ZM1 170H0V175H1ZM17 170H19V171H17ZM9 171H11L12 173L10 174L9 173ZM154 171V170H153ZM107 172H109V173H107ZM22 173L24 174V175H26L27 173L25 172H23V170H22ZM7 174H9V175H7ZM98 174H99V172H98ZM103 174L105 175V176H103ZM11 175V176H10ZM13 175V176H14ZM19 174L17 173V176L15 177V178H17V177H19V178H17L16 179V181H17V184L15 183V185L16 186H19L20 185V181L22 180V178H23V175L22 174H20V176H18ZM22 175V176H21ZM114 177H113V176ZM186 175H189L188 177L186 176ZM47 176V175H46ZM153 176V177H154ZM49 177V176H48ZM69 177V175L67 176V178ZM45 178H47V177H45ZM246 178V176L244 177V179ZM19 179V180H18ZM44 179V178H43ZM49 179V178H48ZM47 179V180H48ZM105 179H104V181H105ZM243 179V180H244ZM247 179H248V177H247ZM247 179H245V180H247ZM115 180V179H114ZM201 180H203V179H198V180H196L197 182L198 181H201ZM13 181H14V179H13ZM15 181V182H16ZM45 181V180H44ZM20 182V183H19ZM41 182H43V180H41ZM41 182H39V183H41ZM47 182V185H42V186H40L41 184H39L38 185V183H37V186L38 187H36L35 189H34V194H35V196L37 197L38 196V198L37 199H39L38 201H37V199H36V202H38L39 203V201L40 200H42V199H40L42 196H46L45 194H46V192L48 191L47 189L49 188L50 189V185H48L49 183V181H46ZM196 182V183H197ZM215 182H217V181H215ZM214 182V183H215ZM6 183H4V187H3V184H2V186L1 187H3L1 190L3 191V189L5 190L6 188H5V186H6ZM14 183V182H13ZM44 183V182H43ZM42 183V184H43ZM194 183H195V181H194ZM193 183V184H194ZM227 183H228V188H229V190H233V188H235V187H237V185H236V183L232 180V179H228L227 180ZM45 184V183H44ZM110 184V185H111ZM11 185H14V184H11ZM14 185V186H15ZM14 186H12V187H14ZM15 186V187H16ZM46 186H48V187H46ZM10 189L12 188L11 186H8ZM8 187H7V189H8ZM12 188L13 190H17V187L16 188ZM167 187V186H166ZM75 188V187H74ZM157 188H155V189H157ZM12 190V191H13ZM16 190H15V192L13 193V195H11L10 194V190L8 189V191L6 190V191H4L3 193H1V191H0V193H1V195L0 196H2V199H6V198H3V197H5V196H9V195H5V194H10L11 196H9L10 197V199L12 200V202H13V200H14V198H15V196H14V194L16 195ZM196 190V191H195ZM258 190H259V188L258 189H251V192L253 193V196L255 195V194H259V192H260V190H259V192H258ZM50 191V190H49ZM49 191H48V193H49ZM47 193V194H48ZM3 194V195H2ZM100 194V193H99ZM162 194H165L164 196H162ZM194 194V195H193ZM5 195V196H4ZM194 197H192V196ZM230 195V194H229ZM229 195H227V207H228V210L229 211H231V212H234L235 210H236V205L232 202V198L230 199V197L228 198V196ZM14 196V197H13ZM41 196V197H40ZM164 198H162V197ZM197 196V197H196ZM12 197H13V199H12ZM35 197V198H36ZM98 197H100V195H98ZM161 197V198H160ZM170 197V198H169ZM257 197V196H256ZM256 197H254L253 199H255ZM260 197V196H259ZM170 200H169V199ZM187 198V199H186ZM196 198V199H195ZM1 198H0V201L2 200ZM102 199V200H101ZM100 199V201H102V203L100 202V205L102 206V209H105V208H108L109 207V205H107V207H106V204H105V200H106V197L104 198V202H103V197ZM158 199H162L161 200V202H159L160 200H158ZM231 201H230V200ZM260 199V198H259ZM7 200H9V198L7 199ZM7 200H5V201H7ZM186 200V201H185ZM205 200V201H204ZM255 200H257V198L255 199ZM171 201H173L172 203H171ZM199 201V202H200ZM203 201H204V203H203ZM258 201H260V200H258ZM258 201H254L256 204L258 203ZM2 202H4V200L3 201H1L0 202V207H1V203ZM9 202V201H8ZM99 202H97V204L96 205H99ZM184 202V203H183ZM185 202H186V206H184L185 205ZM199 202H198V204H199ZM107 203V202H106ZM162 204H163V206H162ZM99 205V206H100ZM103 205H105V206H103ZM152 205V206H153ZM155 205H156V208H155ZM191 205V204H190ZM190 205H188L190 208L192 207V206H190ZM209 205V206H210ZM81 207V205H80V203L78 202V204H77V207ZM100 206V207H101ZM205 206V205H204ZM204 206L202 207V206H200V207H202L203 208V210L205 211V210H207V209H210L209 207H208V205H206L205 206V208H204ZM79 207V208H80ZM104 207V208H103ZM158 208V210H156ZM168 208V209H167ZM201 208V209H202ZM110 209H111V207H110ZM173 209V208H172ZM186 209H187V207H186ZM1 210H2V208H1ZM105 210H107V209H105ZM198 210H200V208H198ZM197 210V211H198ZM203 210H200V212H202ZM3 211V210H2ZM104 211V210H103ZM107 211H110L109 209L107 210ZM4 212V211H3ZM44 212H46V211H43V213H41V216H40V221H41V223H43V226L45 227V228H49L50 226L48 225V224H50V222H48V216H47V212H46V214H44ZM112 212V211H111ZM199 211L198 212H196V213H198V216H201V215H199V213H200ZM206 212V211H205ZM202 213V215H204V214H206V213ZM208 212H209V210H208ZM102 214H103V212H101ZM114 212H112V213H110L111 214V217H113L114 216V214H113ZM159 213V214H158ZM181 213H182V215H181ZM186 213V212H185ZM95 214V213H94ZM109 213H108V215H110ZM201 214V213H200ZM208 214V213H207ZM22 215V214H21ZM24 215V214H23ZM46 215V216H45ZM96 215H97V213L94 215V217H93V221L95 222V224L98 222V224H96V228H98L97 229V231H92V228H90L89 229V227L87 228H85V230L86 229H88V230H86L87 232L90 230V233L92 234V232L95 234V237H98V239H99V237L100 238H102L101 236V234H100V225H102L103 226V222L101 223V221H102V219H103V215L101 216L99 213H98V215L97 216H99V217H97L96 218ZM181 215V216H180ZM93 216V215H92ZM116 216V215H115ZM179 216H180V218H179ZM207 216V215H206ZM205 216V217H206ZM17 217H18V215H17ZM22 217H24V216H21L20 218H18V220H16L15 222H14V220H13V223L9 220L8 222H5V227H6V229H7V234H5V235H3V236H1L0 237V251L3 253V257H4V260H2L3 262H2V264H4V263H6V264H15V261L17 260V259H19V255L21 254L20 252H22L21 250H20V241L18 242V230H20V229H22V228H20V227H25V229H26V227H27V220L25 219V218H22ZM46 217V218H45ZM183 217H184V215H183ZM116 219H117V217H115ZM115 218H112V222H113V220L115 221L116 219ZM96 219H97V222H96ZM168 219V220H167ZM180 219V220H181ZM203 220H205V218H204V216H203V218H202ZM24 220V221H23ZM92 220H90L91 222H88L87 221V223H91L90 224V227H92V224H93V226H94V228H95V224L94 223H92ZM208 220L210 221L211 219L210 218H208ZM207 219H206V221H208ZM20 221V222H19ZM25 223V225H24V223ZM27 221V222H26ZM115 222H117V220L115 221ZM115 222H113L114 224H117V223H115ZM48 223V224H47ZM59 223H57V225H58ZM84 225H82L81 227H85V223H83ZM88 224V225H89ZM114 224H113V227H112V229L114 228ZM57 225L55 224L54 226L55 227H57ZM49 226V227H48ZM59 226H60V224H59ZM59 226L57 227V229H58V231H60L61 229H59ZM20 228V229H19ZM93 228V229H94ZM96 228H95V230H96ZM103 228V227H102ZM115 229H117V226H115V228H114V231H115ZM78 230H80V232H81V230L83 231L84 229H78ZM102 230V229H101ZM118 230V229H117ZM116 230V231H117ZM22 231V230H21ZM21 231H19V233L21 232ZM92 231V232H91ZM113 231V232H114ZM56 233H57V231H55ZM54 232V233H55ZM79 232V231H78ZM80 232H79V234H80ZM102 232V231H101ZM53 232L51 233V234H53L54 235V237L50 234V233H48V236L50 235V236H52V239H54L53 241V246H55V244H56V246H57V236H55V234H54ZM59 233V232H58ZM116 232H114V236L116 235L115 234ZM119 233V232H118ZM117 233V235L115 236V237H120L119 235L120 234H118ZM94 234H92V236H93V238H94ZM81 235V234H80ZM101 235V236H100ZM49 236V237H50ZM48 237V239H50ZM95 239L97 240V238H94V241H95ZM57 240V241H56ZM49 241H51V240H48V242ZM56 241V242H55ZM98 242V240L96 241V243ZM50 243V242H49ZM47 244V248L48 249H52L51 247H53L52 245H50V244ZM52 243V242H51ZM94 245H95V242H94ZM98 245H99V242H98V244L97 245H95V248L96 247H98ZM50 246V247H49ZM46 248V249H47ZM50 250H48L49 251V253H51L50 252ZM98 250V249H97ZM47 251V250H46ZM48 251H47V253H48ZM98 251H101L100 250V248H99V250ZM48 253V254H49ZM52 255V254H51ZM49 256H50V254H49ZM18 257V258H17ZM18 261V260H17ZM17 261H16V263H17Z\"/></svg>",
  "mask_w": 264,
  "mask_h": 264
}]
</instances>
